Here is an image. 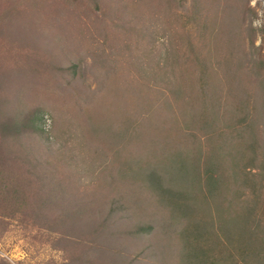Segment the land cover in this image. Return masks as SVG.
Instances as JSON below:
<instances>
[{"label": "trees", "instance_id": "trees-1", "mask_svg": "<svg viewBox=\"0 0 264 264\" xmlns=\"http://www.w3.org/2000/svg\"><path fill=\"white\" fill-rule=\"evenodd\" d=\"M175 1L104 4L133 13L125 34L142 41L139 54L115 74L121 69L136 82L109 88L104 64L106 84L88 108L73 100L63 111L53 97V143L39 128L44 91L32 82L43 75L39 65L7 64L0 72V220L30 209L32 225L59 235L55 246L78 247L72 264H95L93 254L112 258L120 236L150 234L160 238L162 255L152 264H264V55L245 21L254 11L250 0H191L188 14L176 13ZM14 2L0 14L1 65L24 54V40L12 36L22 25L11 13L22 1ZM23 3L43 19L45 3ZM92 3L101 10L99 0ZM147 10L151 30L144 32L138 22ZM43 31L50 37V28ZM60 32L61 41L51 37L55 50L37 45V56L47 69L75 77L81 60L52 65L70 45ZM114 85L117 125L101 134L92 123L100 120L96 102Z\"/></svg>", "mask_w": 264, "mask_h": 264}, {"label": "rangeland", "instance_id": "rangeland-1", "mask_svg": "<svg viewBox=\"0 0 264 264\" xmlns=\"http://www.w3.org/2000/svg\"><path fill=\"white\" fill-rule=\"evenodd\" d=\"M14 1L16 0H0V14H4L10 10L8 6L9 4L12 5ZM21 1V10H18V12L13 9L11 10L13 17H19L18 20L21 19V23L19 24H22L19 29L20 33L12 31V34L15 33L12 36L15 38L21 37L24 40L21 41L24 44L21 49L25 48L22 52L24 54H15L12 57V60L15 59V62H9L4 65L0 64V72L7 64L14 65L17 70L21 66L20 63L22 64L26 61L32 66L39 65L43 75L38 73L35 79H32V82L36 84L35 87L39 88L38 90L44 91L43 99L38 105L41 114L39 128L43 130L44 134H47L48 141L53 143L55 116L50 110V105L56 99H59V102L65 103L64 107L61 105L63 111L66 107L70 108L71 104V109H73L75 103L76 106H82L84 109L88 108L87 101L93 97L96 100L103 90V85L106 84L104 82L105 76H102L104 74L103 71H105L103 70L104 64L108 66L107 73L112 79L109 81V88L111 83L112 86L115 82L124 79L126 80L127 87L131 89L132 85L136 82V78L131 73L122 72L121 69L115 74L118 71V69L116 70V66L125 63L129 64L133 58L135 61L139 52L135 55L134 49L139 50L141 46L140 42L142 43V41L135 42L129 34H125V29L132 26L128 21L132 20L133 13L128 12L125 14L126 11L122 8L105 7L104 4H109L112 0H99L101 10L95 8L92 0H40V2L45 3L41 12L38 13L43 17L41 20H38L37 13L34 10H28L29 4L23 3V1L28 2L30 0ZM118 1L120 7H125L126 0H123L124 2ZM190 1L185 0L180 6V1L176 0L173 2V6L176 8L173 11L176 13L188 12L191 9ZM14 5H16V2H14ZM249 5L254 11V16L245 20L246 25L248 23L251 26L254 45L264 55V0H250ZM59 7L60 9L53 14L54 10ZM159 10L160 13H157V16L163 17L164 10L162 8ZM150 13L148 10L144 11L142 21L138 22V26L144 32L151 30ZM56 23L58 25H55ZM153 23L156 22L153 21ZM45 28H50V33L52 32L50 37L47 32L43 31ZM134 28H131L130 31ZM61 30L66 31V36L69 35L70 45L66 46V48L64 47L62 52L58 51L54 55L52 65L63 66L68 64L69 61L76 63L77 60H81L82 62L78 65L75 77L61 75L53 68L51 69L50 66L47 69L48 64L43 63L37 56V45L46 43L50 49L55 50L57 46L52 42L51 37L61 38L59 40L61 41L64 38L60 32ZM4 37L0 34V54L4 51ZM94 40L97 42L96 45ZM160 44L164 47V43L159 42V46L157 45L159 49H161ZM126 45L131 47V53L128 49H125ZM4 46H6V43ZM33 50L36 53L30 55V51L33 54ZM118 90V86L114 85L110 90L109 96L99 101L102 106H99V103L96 102L97 113L94 114L100 117V120L98 119V122L92 120V123H95V128L101 134L106 131H109V133L113 132L117 125L119 100L116 91ZM73 100L75 103H73ZM45 116L50 120L49 128L43 125V117ZM67 116L64 118V115H62L63 120L61 123L68 127ZM85 117L86 115L81 119ZM37 137H39V134ZM91 137L95 138V132L92 133ZM112 137H114V133H112ZM29 210H25V207L20 209L22 212L19 213V216L20 218L23 217L21 219L16 216L15 218H6L7 220L5 221L0 220V259L8 264H72V257L80 252L77 249L78 247H63L62 245L67 244L65 242L58 243L62 247L55 246L57 245L55 243L59 239V235L46 230L40 231L37 225H32L28 217H26L27 213L30 212ZM122 222L123 220L119 224ZM160 243V238L158 240L153 234L138 239L120 236L116 239L115 243L116 249L119 251L117 255L111 258L109 255L99 256L93 254L94 256L91 259L95 264H129V261L130 264H152L156 258L160 259L162 257ZM133 256L137 257L134 261H131ZM75 264L83 263L75 262Z\"/></svg>", "mask_w": 264, "mask_h": 264}, {"label": "built area", "instance_id": "built-area-1", "mask_svg": "<svg viewBox=\"0 0 264 264\" xmlns=\"http://www.w3.org/2000/svg\"><path fill=\"white\" fill-rule=\"evenodd\" d=\"M43 125L44 127H47V128L50 127V120L46 116L43 117Z\"/></svg>", "mask_w": 264, "mask_h": 264}]
</instances>
